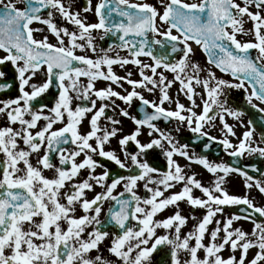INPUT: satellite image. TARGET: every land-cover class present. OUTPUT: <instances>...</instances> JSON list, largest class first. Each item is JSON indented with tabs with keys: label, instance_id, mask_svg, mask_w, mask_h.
Segmentation results:
<instances>
[{
	"label": "snow or ice",
	"instance_id": "1",
	"mask_svg": "<svg viewBox=\"0 0 264 264\" xmlns=\"http://www.w3.org/2000/svg\"><path fill=\"white\" fill-rule=\"evenodd\" d=\"M22 2L23 8L17 6V0H7L6 3L5 0H0V50L5 53L4 56H0V65L5 62L11 63L15 79L19 82L20 93L17 98L0 100L2 105L0 113L6 115L9 124L20 125L19 129L11 126L0 128V153L3 154L0 158V264H111L102 255L89 256L93 249L99 253V245L109 235L99 227L100 203L105 199L113 200L119 205L118 210L110 209V219L121 232L113 234L108 251L123 264H150L152 253L158 246L165 244L171 246L170 264H180L178 253L182 250L190 256L184 264H264V223L252 220L254 227L250 234L240 228H231L233 221L252 219L251 215L243 217L232 215L223 222L216 220V227L210 233L209 243L207 245L203 243L207 226L218 213L224 212L223 206L245 205L247 207L243 211L250 209L264 217V207L255 206L247 195L237 196L225 190L223 187L225 177L231 172H237L245 178V187L254 186L261 193H264V182L254 181V177L239 168L223 163L212 164L203 156L196 157L194 154L189 156L185 150L187 145L177 148L171 135L162 132L152 123L160 117L165 120L175 118L181 123H186L192 132L207 136L208 133L202 131L204 123L216 119L217 115L220 121L224 122L225 113L237 118L241 115L239 110L226 107V99L221 101L220 97L224 95L225 89H244L249 104H252L253 98L264 102V0H242V3H238L237 0H198L192 3L185 0L167 2L160 0L163 11L147 2L99 0L94 9L98 18L96 23L87 22V17H81V13L73 11L72 5H66L64 0ZM42 10L46 11V17ZM54 11L77 30L69 31L67 27L58 26L53 20ZM89 11H93L91 0H87V6L83 8V12ZM113 13L122 19L118 21L112 19ZM245 17L252 22V28L247 31L243 27ZM157 20L167 25L163 31L157 26ZM34 23L47 26L56 37L57 43H50L47 36L37 39L35 33L41 32L42 29L32 27ZM94 30L101 32V39L107 35L117 37L119 43L116 47L127 49L128 56H109L108 51L113 50L111 44L108 49H102L105 54L96 59L77 55L76 49L96 51L95 38L92 35ZM173 30L176 34H173ZM148 33L152 34L151 41ZM249 33L253 34V41L241 42L237 39L238 34ZM156 36L161 39H156ZM190 42H194L203 50L209 64L214 65L220 72L230 73L238 82L218 79L211 69L208 70L206 78L201 79L199 74L202 69L192 60L194 50ZM153 45L160 46L162 50L160 55L154 54ZM251 49L258 51L255 58L249 54ZM175 53H181L180 59L168 62V56ZM141 56L149 57L152 63H144L139 59ZM128 64L137 66L141 80L131 79V73L121 77L113 71V65L123 68ZM105 67L106 71L103 70ZM160 68L172 72L173 80H168L162 71L158 72ZM145 70H149L152 75L146 74ZM41 71L46 75L45 81L39 86L30 85L32 78ZM3 77L5 72L0 70V78ZM80 77H87V83L82 84ZM98 79L110 81L120 87L127 83L132 90L122 95L115 91L111 84L106 88L96 89L95 81ZM175 81H179V91L187 96L193 107H197L193 99L195 94L193 82L202 86L207 99L201 97L203 106L199 114L193 111V108L186 109L178 100L176 110H166L163 107L166 101L172 100L167 89ZM246 81L252 86L250 94H247ZM54 82L58 87L59 96L54 106L49 109L53 115H44L43 109L47 105L41 104L40 110H34L30 102L40 97ZM149 84L152 88H148V91L159 89L158 104L145 99L136 91L137 88H147ZM29 85L32 88L31 92L25 90ZM11 87L12 84L8 81L0 82V91H6ZM70 91L77 94L76 99L90 101L91 107L77 105L73 109L70 106L72 100ZM92 96L101 101H111L113 104L114 97L127 104H131L133 98H137L141 101L139 109L141 112L145 111V105L155 109L153 113H145L143 119L130 117L138 127L132 134L119 140L122 148L129 141L136 142L139 151L134 154L125 152V157L130 156L132 164L141 170L138 175L119 176L113 178L110 184L106 183L108 170L99 176L93 175L95 168L103 167L93 158V153L114 161L122 169L126 165L113 151H106L104 148L110 138L117 135L118 129L104 130L102 135H98L101 131L98 120L105 116L107 104L102 103L91 116V130L87 134L81 135L78 131V125L83 117L96 107V100L91 99ZM252 106L256 107L254 104ZM214 107L218 112H213ZM183 112L188 114L183 115ZM65 113L67 123L57 130H52L55 123L64 121ZM25 114L31 118L26 119ZM121 114L129 116L123 109ZM106 118L112 124L119 123L111 116ZM41 119L46 121V124L33 134L30 129L36 128L37 122ZM142 125L159 132L160 139H152L141 144L136 138L140 134L139 126ZM223 128L228 134L235 135L227 123H223ZM243 137L237 145L230 143L227 138L222 139L220 143L226 151L234 149L228 153L230 156H241L247 152L259 153L264 157V147H252L251 131L244 132ZM92 139L95 140V146L89 142ZM21 140L26 148L19 147L18 141ZM161 140H166L171 145V150L165 152L169 171L160 174L157 179L150 174L158 173V169L151 167L147 161L141 162L138 156L146 155V150L154 146L162 147ZM69 141L76 145L70 152L62 147H56ZM45 142L44 154L37 158V165L42 167L33 166L30 157L33 153H38ZM207 147L208 145H205V148ZM53 151L59 153L60 165L71 162V167H56L50 155ZM82 152L84 159L77 163L75 158ZM174 153L202 165L210 173L215 174L219 171L224 175H218L211 186H204L194 175L184 174L181 166L172 158ZM85 168L89 170L88 178L71 183L68 191L62 193L61 189L65 188L66 183L73 181L80 170ZM43 169H55V177H46L43 175ZM139 180H145V189L152 193L149 198L142 201L133 191ZM90 181H95L106 188V191L97 193L91 200L85 198V190L93 188ZM121 181H126L124 187L131 193V198L135 201L134 207L128 200L117 199L112 195L113 189ZM172 182H183L182 190L158 201L157 198L163 195L162 191L159 187L150 188L149 184L163 185L168 189L174 187ZM193 187L199 189L206 199L194 197ZM61 197L66 203H61ZM185 199L193 208H205L206 214L194 226V230L181 239V227L187 222V217L182 216L179 211L162 221L154 220L153 217L166 206L177 205L178 201ZM141 202L145 207L140 206ZM77 205L83 210L84 215L79 217L74 215ZM129 217L138 220L140 225L138 229L126 225ZM62 223L66 227H63ZM89 226H92V230L87 231L85 236L84 233ZM160 227L174 229V232L171 236H156L155 229ZM218 237L220 242H217ZM192 239L195 240L194 246L189 243ZM226 247L232 254L224 258L220 253ZM254 248L257 251L248 259L249 251ZM200 249L204 251L203 259L197 255Z\"/></svg>",
	"mask_w": 264,
	"mask_h": 264
},
{
	"label": "flooded vegetation",
	"instance_id": "2",
	"mask_svg": "<svg viewBox=\"0 0 264 264\" xmlns=\"http://www.w3.org/2000/svg\"><path fill=\"white\" fill-rule=\"evenodd\" d=\"M6 2H7V0H5V3ZM98 2H99V0H91V7H92L93 11H89V12L85 13V12H83V8L85 6H87V0H64V3L66 5L67 4L72 5L73 11H79L81 13V17H87V22H89V23H96L98 20V18L95 16V12H94L95 5ZM237 2L242 3V0H237ZM17 6L21 7V8L24 7L22 0H17ZM253 10L255 11L254 8H253ZM42 11H44V10H42ZM44 15L46 17V11H44ZM244 19H245V23L243 25L244 29H246V28H247V30L251 29L252 28V22L250 20H248L247 17H245ZM53 20L55 23H57L58 26L67 27L69 29V31L77 30L74 25H72V24L68 23L66 20L62 19L57 13H55V11L53 14ZM32 27L42 29L41 32L35 33V37L37 39H42L44 36H47L48 41L50 43H53V44L57 43L56 37L47 29V26L42 25V24H38V23H34L32 25ZM92 35L95 38L94 43L96 45V51L92 52L89 49H85L84 51H81L80 49H76L75 51H76L77 55H86L88 57L96 59L97 57L103 56L105 53H104V51H102V49H108L109 45L111 44L113 50L108 51L107 54L109 56H112V57H115L116 55H119L122 57L128 56V50L127 49L118 48V47H116V45H113V42H108V41L103 42V39L100 38V35H101L100 31L94 30ZM245 36L246 35L238 34L237 39L241 40V42H244ZM65 43H67V38H65ZM81 43H83V42H81ZM4 55H5V53L2 50H0V56H4ZM139 59H141L144 63H148V64L152 63V60L146 56H141V57H139ZM198 61H200V62L203 61L202 57L199 58ZM74 63H76V62H74ZM77 66H83V65L77 64ZM112 67H113V71L118 76L123 77V76H126L128 73H131V77H130L131 79H133V80H141L142 79V77L139 75L138 69H132L133 67H130L128 65H125L123 68L120 67L119 65H113ZM209 69H212V68L209 66H205V70L208 71ZM0 70L5 72V77L0 78V81H8L12 84V87L10 89H7L6 91H3L1 93V95L3 97H0V100H7L9 98H17L20 95L19 88H18L19 82H18V80L15 79V72H14L13 66L11 65L10 62H5L3 65H0ZM103 70L106 71V67ZM121 70H123V71H121ZM145 71H146V74L152 75V73L149 70H145ZM157 71L161 72V71H165V69L160 68ZM204 72H206V71L202 70L199 74L201 79H204L207 76V75H203ZM45 79H46L45 73L43 71L38 72L37 75L35 77H33L32 80L30 81V85L35 84V85L39 86L45 81ZM80 80H81L82 84L87 83V77H80ZM66 83H67V81H66ZM110 84H111V87L115 91L121 93L122 95H126L127 91L132 90V87L130 85H128L127 83H124L123 87H120L116 84H112L110 81H106L103 79H98L97 81H95V88L96 89L106 88ZM30 85L25 87L26 91H29V92L32 91V88L30 87ZM148 88H150L149 85L147 88H137L136 91L140 92V94L142 96H144L145 99H147L149 101H153V102L158 104L160 101L159 89L157 90V95L153 96L150 93V91H148ZM247 94H250V93L247 91ZM69 95L72 97L70 106L73 109H75L77 105H81V106L86 105V106L91 107L90 101H86L83 99H76L77 94L75 92L70 91ZM58 96H59L58 87H57L56 83L54 82L48 90H46L44 93L41 94L40 97H37L35 100L31 101L30 103L33 106L34 110H40L41 104L47 105V107L43 109V114L51 116L53 114L49 111V109L54 106L55 100L58 99ZM91 99L96 100V107L93 109L92 112L87 113L83 117L81 123L78 125L79 133L81 135H84V134H87V132L91 130V128H90L91 116L94 114L96 109H98L100 107V105L102 103L107 104L108 107L105 110V116L100 117L98 120V125H99V128L101 129V131L98 133V135H102L104 130L110 131L112 128L118 129L117 135L114 137H111L110 141L104 145V148L106 151H113L115 153V155L122 162H124L126 165V167L122 169L114 161H111V160L104 158V157H100L98 154L93 153L92 154L93 158L95 160H97L101 165H103V167L95 168L93 175L99 176L105 170H108L109 176L106 179L107 184H110L111 180L113 178H116L119 176L127 177L129 175H136L135 170L136 169L139 171H141V170L132 164L130 156L127 158L125 157V152L134 154V153L139 151L137 148L136 142L135 141H129L128 144L122 148L121 145L119 144V140L123 136H127V135L132 134L138 127L130 117L135 116L137 119H143L145 113H149V114L153 113L155 111V109L149 105H145L144 106L145 111L141 112L139 110L140 105H141V101L137 98H133V101L131 102V104H127L124 101H122L118 98H115V97L113 98V100L115 101L114 104L108 100L101 101L98 98H96L95 96H92ZM220 99H221V101L226 99L227 100V107L230 109H234L233 108V102L234 101L246 103L249 106H252L254 104V105H256V107H260L261 109H264V103L257 100L256 98H253L252 104H249L247 99H246L245 91L240 90V89L238 92L234 91V92L229 93L227 97H226V91H224V95L221 96ZM21 104H23V101H21ZM0 106H2V105H0ZM163 107H164V104H163ZM121 109L127 111L129 113V116L122 115ZM213 112H218V110L214 107ZM211 114L212 113H210V115ZM107 116H111L113 118V120H117V121H119V123L118 124H112L106 118ZM240 116H242L244 118V120L249 124V118L247 115L241 113ZM25 118L30 119L31 117H30V115L25 114ZM177 121H178L177 119L172 118V122L169 125H166L167 120H165L163 117H160L159 119L152 121V123L155 124V126L157 128H159L162 132L170 134L172 137V141L179 143L181 146L187 145L186 143H184V141L182 139L185 137H192L194 140H202L204 142L211 140L210 137H213L210 135L213 133V130L211 129L209 123H204L203 129H202V131L208 133V135L207 136H201L198 133L192 132L190 129H188V130L185 129L183 131L180 128H177ZM65 123H67V114L66 113H65L64 121L55 123L53 125L52 130H57V129L63 127ZM45 124H46V121L41 119L40 121L37 122V127L30 129V131L33 134H35V132L39 131L40 128L43 127ZM6 126H11L14 129L20 128L19 123L9 124V121H8L6 115L3 113H0V128L6 127ZM139 127H140V134L137 136L136 139L141 144L150 142L151 141V135H149V133L152 131V129L148 128L147 125H142ZM219 128L221 129L220 126H219ZM252 132H253V134L256 135L257 141L259 142L260 147H264L263 143L260 140V135L255 131H252ZM157 133L158 134H155L154 136H156L155 138L160 139V133L159 132H157ZM66 135H70V134H66ZM163 141H166V140H163ZM219 141H221V140H219ZM18 142H19L20 148H26V146L23 144L22 140L18 141ZM89 142L92 143L93 146H95V140L94 139L90 140ZM56 147H62L64 149H66L68 152H70L76 148V145H73L69 141V143L60 144V145H57ZM45 148H46V142H45V145H43L41 147V149L38 153L32 154V156L30 157V160H31L33 166H39V165H37V158H38V156H43ZM187 148H189L190 150L195 152L198 156H201L200 150L198 147L192 148V147L187 145ZM225 152H226V150H225ZM65 154H67V153H65ZM50 155H51L52 163L56 167H65V168L71 167V162H69L66 165H60L58 152L53 151ZM164 155H165V151L160 150L159 148L155 147L153 149L151 148V149L146 150V155H140V156H138V159L141 162L147 161L148 164L151 166V158L152 157L163 159ZM2 157H3V154L0 153V158H2ZM203 157H206L208 160H211L214 162V160L212 159V156L206 155ZM255 158H259V160H258L259 166L261 168H263V174L260 178V181L264 182V157L260 156L259 153L249 154V153L245 152L242 155V159L247 166L250 165V163L252 164L251 161ZM83 159H84V153L83 152L75 158L77 163L81 162ZM221 161L223 164H226V153L224 154ZM20 166L23 167L22 164ZM39 167H42V166H39ZM88 171L89 170L87 168L80 170L79 175L77 177L73 178V181L67 182L65 188L61 189V192L63 193L64 191H68V187L71 183H78V182H81V181L87 179L88 178ZM113 171H115V173H113ZM43 175H45L48 178H54L55 177V169H43ZM90 183L93 184V188H92V190H85V194H86L85 198L91 200L92 198H94V196L97 193H101V192L106 191V188L101 187V185L97 184L95 181H90ZM125 183H126V181H121V183L118 184L115 189H113L112 195L116 196L118 198L121 194L123 195V194L129 193L125 189H123V191H120V188H122L123 187L122 185H124ZM193 191H197L196 197L206 199V197L203 195V193L199 189H196L194 187ZM113 202H114L113 200L105 199L102 203H100L101 212L99 215V219L101 221V225L99 227L101 228L102 231H107L109 233V235L99 245V249H100L99 253L104 252L105 250H108V248L111 244L110 240L113 239L114 233L119 234L121 232V230H118L112 223L110 224V226L106 225L108 214L110 213V209H112ZM61 203H66V201L63 199V197H61ZM177 205H171V210L168 212V217L173 215L176 211H179L182 216H184V217L186 216L185 215L186 210H184L182 208V206H179V204H177ZM223 207H224V212L218 213L215 216V218L217 220H221L222 222L224 219H226V206H223ZM190 212L193 216H196L195 223L193 224V226L190 227V231H193L194 226L197 225L198 222L206 214V209L200 208V207H196V208L192 207L190 209ZM190 212H189V214H190ZM84 214L85 213L80 208V206L77 205L76 206V212L74 213V215L79 217V216H82ZM90 214L94 215V213H90ZM189 214H187V216H186L187 218H188ZM215 218H213V219H215ZM153 219L158 220L157 215H155L153 217ZM214 221L215 220H213L212 223H210L207 226V231L209 230L208 228L210 226H212ZM62 226L66 227V225H64L63 223H62ZM139 226L140 225L138 223V220H134L129 225V227H134V229H138ZM183 227H184V225L181 227V230L183 229ZM222 227H223V224H222ZM91 230H92V226H89L86 229V232L84 233V235L86 236L87 231H91ZM156 231H160V232L165 231L164 235L171 236L174 232V229H164L163 227H160V228H156L155 232ZM222 236H223V234L220 235V237H222ZM220 237L217 238V242H220ZM191 243H192V246H194L195 240L193 239V241H191ZM161 250L164 252L170 253L169 245H166V244L162 245ZM92 251L97 252L95 249H93ZM107 252H109V251H107ZM153 256H154L155 261H156V258H157L156 253L153 252Z\"/></svg>",
	"mask_w": 264,
	"mask_h": 264
},
{
	"label": "rangeland",
	"instance_id": "3",
	"mask_svg": "<svg viewBox=\"0 0 264 264\" xmlns=\"http://www.w3.org/2000/svg\"><path fill=\"white\" fill-rule=\"evenodd\" d=\"M155 1L160 3V0H155ZM165 2H167V0H165ZM185 2L192 3L191 0H185ZM159 27L163 31L164 28H166L167 26L159 23ZM245 30L247 31V28ZM253 40H254V36H253L252 33H249L244 38V42L245 41H253ZM81 42H83V41H81ZM193 50H194V54L192 55V60L195 63L199 64V66H200V68L202 70L206 71V72H204L203 75H207L208 71L205 70L206 61L205 60H203L201 62L197 61L198 58L203 56L201 51H200V48L193 46ZM257 53H258V51H257ZM128 66L133 67L132 69H138L137 66L132 65V64H128ZM121 71H123V70H121ZM211 71L215 72L216 77L218 79H224V80H227V81H231L232 83H236L231 78H229L227 76H223L222 74L217 72L214 68H213V70L211 69ZM162 72L168 78V80H173L174 74L172 72H170L168 70H165V71H162ZM193 85H194V91H195L193 99L195 100V104L197 105V107H193L192 102L189 101L187 96L183 92L179 91V89H180L179 81H175L172 84V86L169 89H167V91L169 93V96L172 98V100L170 102L166 101L164 103V108L166 110H176V101L178 100L181 104L185 105L186 109L187 108H193V111H195L196 113L199 114L202 111V106H203V102H202L201 97H203L204 99H207V95L204 92L202 86L195 85L194 82H193ZM149 86H150V88H152L151 84H149ZM157 90H158V88L157 89H153L152 91H150V93L153 96H156L157 95ZM240 90H244V89H240ZM224 91H226V95H228L230 92H234V91L237 92V89L236 88H227ZM226 107H227V105H226ZM182 114L183 115H187L188 113L187 112H183ZM223 123H227L228 125H230L232 127L235 135L228 134L227 130L223 128ZM209 125H210L211 129L213 130V133L210 134L211 136L215 137L216 140H222L224 138H227L230 141V143H232L233 145L239 144L240 140L244 138L243 137L244 132L251 131L248 123L244 120V118L242 116H239L237 118V117L229 116L226 113L224 114V122L220 121L219 115H218L216 117V119H214L211 122H209ZM219 126L221 127V129L223 131L219 128ZM177 128H180L183 131L185 129L186 130L190 129L187 126L186 123H181L180 121H177ZM155 134H158V133L152 130L151 131V140L152 139H159V138H155L156 137V136H154ZM250 143H251L252 147H257V146L260 147L259 142L257 141V137H256L255 134H253V132H252V137H251ZM161 144H162V147L154 146L153 148L156 147V148H159L160 150H163L165 152L168 151V150H171V145L168 142L161 140ZM173 144H175L177 148H180V146H181L179 143L174 142V141H173ZM185 150L189 153V156H192L194 154L196 157H200L195 152L190 150L189 148H186ZM233 150L234 149L230 148L226 152L229 153V152H231ZM172 158L181 166V168L183 169V172H184V174L186 176L187 175H194L195 179L199 180L204 186H211L212 182L216 180V177L218 175H224L222 172H219V171L217 173H215V174L210 173L202 165H200V164H198V163H196L194 161H190L189 159H187V158H185L183 156H180L178 153H174ZM163 159L167 162L166 155L163 156ZM208 161L210 163H212V164H220V163H222V161H214V162L211 161V160H208ZM160 174H162V173L158 172V173H152L150 175H152V176H154V177H156L158 179ZM244 179L245 178L243 176L239 175V173L231 172L225 177V183H224L223 187L230 194L237 195V196L247 195L248 198L253 202V204L255 206L264 207V193L259 192V190L256 187H254V186L252 188L245 187ZM145 182H146L145 180L137 181V184H136L135 188L133 189L135 194L137 196L141 197V201L143 199H145V198H149L152 195L151 192H148L145 189V187H144ZM172 183L174 184V187L168 188V189H165L163 185H157V184H154V183L149 184V187L153 188V189H155L157 187L160 188V190L162 191L163 195L161 197L157 198V200L159 201L160 199L167 198L170 195H172L173 193H178L179 191L182 190L183 182H180V183L172 182ZM252 183H254V182H252ZM122 186L123 187L120 188V191H123V189H125L124 185H122ZM193 189H194V187H193ZM196 194H197V191H192V195L194 197H196ZM177 204H179V206H182V208L184 210H186L185 215L187 216V214H189V212H190V209L192 208L187 203V200L185 199L183 201H178ZM140 206L141 207H145V205H143L142 202H141ZM228 206H237V205H228ZM170 210H171V205H168L163 210L157 212L156 215L158 217V220L162 221V220L168 218V212ZM138 215H140V214H138ZM230 216H232V215L226 214V218H228ZM193 217H195V219H193ZM213 220L216 221L217 219L215 218ZM195 221H196V216H193L191 214V212H190V214L188 215V218H187V222L184 224V227L181 230V239H183V237L185 235H187L188 233L192 232V231H190V227L193 226ZM215 221L213 222L212 226H210L208 228L209 230L206 231V233H205V236H204V239H203V243L205 245H207L209 243V241H210V233L216 227ZM253 227H254V225H253L252 221H249L247 219H240V220L233 221V224L231 226L232 229L240 228V229H242L243 231H245V232H247L249 234L251 233ZM221 228H222V224H221ZM164 232L165 231H163V232L156 231L155 234H156V236H160V235H164ZM221 234H223L222 231H221L220 235ZM111 241L112 240H110V242ZM191 241H193V239L189 241L190 245H192ZM150 244H151V242H150ZM150 244H149V246H150ZM169 247L171 248V246H169ZM107 251L108 250H105L103 253H97L96 252V254L97 255L98 254L102 255L106 260L110 261L111 264H123V262L121 260H119L117 257H115L112 253H110V252L107 253ZM255 251H257V249H255V248L251 249L249 251L248 259L252 258V256L254 255ZM134 254L135 253H133V255ZM220 254L222 255V257L227 258L232 253H231L230 249L226 247ZM197 255H198L199 258L203 259V257H204L203 249L198 250ZM236 255L238 256L239 252H237ZM89 256L95 257L96 256L95 252L91 250L90 253H89ZM178 257H179V260H180V264H184V261L186 259L190 258L189 254L187 252L183 251V250L178 253ZM150 264H154L153 253H152L151 257H150Z\"/></svg>",
	"mask_w": 264,
	"mask_h": 264
},
{
	"label": "water",
	"instance_id": "4",
	"mask_svg": "<svg viewBox=\"0 0 264 264\" xmlns=\"http://www.w3.org/2000/svg\"><path fill=\"white\" fill-rule=\"evenodd\" d=\"M112 19L118 21V20H120L122 18L119 17L116 13H113L112 14ZM114 37L115 36L107 35V38L110 39L111 42H117V43H119V41L117 40V37H115L116 38L115 40H114ZM148 37H149V40L151 41L152 34L151 33H148ZM137 39H139V38H137ZM153 49H154V54H156V55H160L161 52H162V50H161V48H160L159 45H153ZM180 54L181 53H175V54L169 55L168 56V62H174V61H176L177 56L180 55ZM249 54H250V56L252 58H255L257 56L256 53H255V51H254V49L249 50ZM225 74L231 75L230 73H225ZM245 83H247V81ZM248 85L252 89V86L250 84H248ZM237 109L239 111H244V112L248 113V115L250 116L251 126L260 132L261 139L264 142V137H262V134H264V114L259 109H254V108H249V107L248 108H243V107L237 106ZM187 141L189 142V140H187ZM189 143H191V142H189ZM218 151H221V148H219ZM228 164L231 167H233V168H239V169H241L243 171H246V168L240 163L239 156H230V158L228 160ZM152 166L154 168H156V169L161 170V171H167V168H166V166L163 163H160V164L155 163V164H152ZM260 171L261 170L259 169L258 172H257V175L258 176L257 175L250 174V173H249V175L252 176V177H254V179H259V177H260L259 176ZM120 199L128 200L129 203L134 207V200H132V198H131L130 195L124 196V197H122ZM117 207L119 208V205H117ZM246 207L247 206H245V205H240V206H237V207H231V208H227V209L230 212H232V213H234L236 215H239V216L251 215L252 219H255L256 221L260 222L261 219H259L260 217H257V215H258L257 213L252 212V210H250V209L247 210V211H243V209H246ZM130 211H131V209H130ZM129 218H130V220H132L131 217H129ZM126 222H128V221H126ZM166 259H167V257L163 258V260L159 264H163Z\"/></svg>",
	"mask_w": 264,
	"mask_h": 264
}]
</instances>
